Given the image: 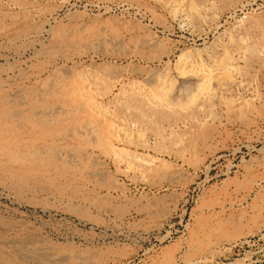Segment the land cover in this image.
Wrapping results in <instances>:
<instances>
[{
	"label": "rangeland",
	"instance_id": "obj_1",
	"mask_svg": "<svg viewBox=\"0 0 264 264\" xmlns=\"http://www.w3.org/2000/svg\"><path fill=\"white\" fill-rule=\"evenodd\" d=\"M0 80V264H264V0H0Z\"/></svg>",
	"mask_w": 264,
	"mask_h": 264
},
{
	"label": "bare ground",
	"instance_id": "obj_2",
	"mask_svg": "<svg viewBox=\"0 0 264 264\" xmlns=\"http://www.w3.org/2000/svg\"><path fill=\"white\" fill-rule=\"evenodd\" d=\"M37 11V6L35 5H31L29 4L27 7H25V12H23L19 18L17 19V21L15 22V24L17 25L16 27V31L13 33V35H15L16 37H21L24 36L28 30V28L32 25L30 22L32 21L31 17H33V15L31 16V11ZM42 15L44 16V13H42ZM31 24V25H30ZM36 27V26H35ZM2 29H6L5 27H2ZM29 32V31H28ZM3 36V35H2ZM67 37H71V34H66ZM2 78V77H1ZM1 83V80H0ZM37 87V86H36ZM64 93H66L69 98V100H72L74 102V106L72 107V110L75 111V113L78 112H82L84 111L82 108V103H80V101H77L75 99L74 96H71L70 94L67 93V91H64ZM7 90L5 89V87L3 85H0V97L3 96H8L9 93L7 94ZM63 93V94H64ZM86 102V101H85ZM77 110V111H76ZM2 112V111H1ZM9 112H12V114L16 115H20L21 116V120L26 124H30L33 127H35L34 125V121H33V113H31V115L27 114L25 111L24 112H15L12 110H5L3 113L0 114V153L7 150V147H9L10 144H14V136H16L19 132H16L15 128H16V122H14L12 120V118H10ZM45 122V121H43ZM76 124L77 121L75 120H71L68 121L66 123V128L68 129V126H70L69 124ZM43 124V123H42ZM18 127V126H17ZM44 128V126H42ZM29 128V127H28ZM76 128V127H75ZM21 129V127H20ZM73 129V128H72ZM77 131H79L77 129ZM82 131V130H81ZM70 132H72V130L70 129ZM73 134V132H72ZM71 134V135H72ZM76 134V133H75ZM20 153V152H19ZM1 156V155H0ZM3 156V155H2ZM31 159V158H30ZM17 162H21L20 159L16 160ZM23 164V163H21ZM15 166V165H14ZM0 168H3V166L0 163ZM3 170H7V172H10L13 174L12 170H8L7 167H4ZM18 179H23L20 175L16 176ZM13 232V231H12ZM16 233V232H15ZM13 235V234H12ZM35 238V237H34Z\"/></svg>",
	"mask_w": 264,
	"mask_h": 264
}]
</instances>
